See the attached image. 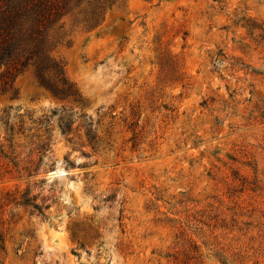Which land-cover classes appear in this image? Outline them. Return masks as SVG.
Segmentation results:
<instances>
[{"label": "rangeland", "instance_id": "374dc122", "mask_svg": "<svg viewBox=\"0 0 264 264\" xmlns=\"http://www.w3.org/2000/svg\"><path fill=\"white\" fill-rule=\"evenodd\" d=\"M96 15L52 32L80 101L0 91V264H264V0Z\"/></svg>", "mask_w": 264, "mask_h": 264}, {"label": "trees", "instance_id": "16d2710c", "mask_svg": "<svg viewBox=\"0 0 264 264\" xmlns=\"http://www.w3.org/2000/svg\"><path fill=\"white\" fill-rule=\"evenodd\" d=\"M107 2L109 0H0V91L8 92L19 76L31 71L39 84L54 95L80 101L78 91L66 78L64 66L54 56L62 40H54L52 32L65 16L85 3L96 15L105 9ZM60 128L64 134L71 131L65 122ZM50 141L42 140L40 148L49 147ZM28 195V191L23 193L20 204L31 205L41 213L44 207ZM0 240H3L1 232Z\"/></svg>", "mask_w": 264, "mask_h": 264}]
</instances>
